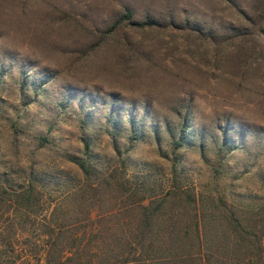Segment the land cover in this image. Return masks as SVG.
Here are the masks:
<instances>
[{"label":"rangeland","instance_id":"obj_1","mask_svg":"<svg viewBox=\"0 0 264 264\" xmlns=\"http://www.w3.org/2000/svg\"><path fill=\"white\" fill-rule=\"evenodd\" d=\"M30 175V221L264 234V0H0V176Z\"/></svg>","mask_w":264,"mask_h":264},{"label":"trees","instance_id":"obj_2","mask_svg":"<svg viewBox=\"0 0 264 264\" xmlns=\"http://www.w3.org/2000/svg\"><path fill=\"white\" fill-rule=\"evenodd\" d=\"M76 163L87 176L92 174L86 160ZM35 181L30 175L14 187L0 176V264H264V234H237L230 245L226 236L202 234L206 222L200 220L194 222L196 234H144L154 228L158 213L150 204L141 206L138 225L144 229L137 234H99L89 214L67 220L56 216V206L49 218L30 221L28 214L44 209ZM168 226L174 233L173 224Z\"/></svg>","mask_w":264,"mask_h":264}]
</instances>
